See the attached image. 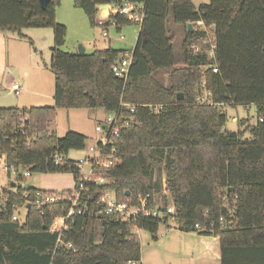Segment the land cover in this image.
<instances>
[{"label":"trees","instance_id":"16d2710c","mask_svg":"<svg viewBox=\"0 0 264 264\" xmlns=\"http://www.w3.org/2000/svg\"><path fill=\"white\" fill-rule=\"evenodd\" d=\"M60 1L49 0L41 10L38 0H0V31L21 36L27 27L52 29L49 65L55 83L53 106L0 108L6 167L17 170L16 182L24 171L68 172L75 188L81 171L68 152L83 150L87 136L69 130L58 137L51 130L56 111L103 109L133 124L119 132L115 164L97 171L106 182L87 184L89 208L68 221L58 243L69 203L39 206L35 190L44 189L19 183L0 191V264H141L136 230L156 240L159 227L169 222L182 232L217 237L221 264H264V0H207L197 7L191 0H72L93 27L98 5L142 3L144 17L125 80L112 67L127 50L62 51L67 28L55 19ZM169 17L183 29L178 59ZM110 21L118 31L135 24L120 14ZM249 104L256 123L237 120L243 131L225 130L221 107ZM246 131L250 136L244 138ZM55 154L65 161L54 165ZM72 188L49 191L67 194ZM107 190L132 206L148 194L151 208L158 205L163 216L120 221L95 203ZM15 206L26 212L24 219L12 220Z\"/></svg>","mask_w":264,"mask_h":264},{"label":"rangeland","instance_id":"374dc122","mask_svg":"<svg viewBox=\"0 0 264 264\" xmlns=\"http://www.w3.org/2000/svg\"><path fill=\"white\" fill-rule=\"evenodd\" d=\"M206 1L191 0L195 7ZM55 11L56 22L67 28L62 51L78 52L81 46L85 48L86 53H91L99 48H107L108 46L114 49L131 50L135 45V35L138 33V27L135 25L123 26L121 31H118L113 26H108V37L110 40L108 41L102 35V28L91 26L83 10L75 8L72 0H61ZM166 26L169 35H172L175 58L178 59L181 52L183 29L181 26L175 25L171 17H169ZM133 30H136V34L132 33ZM20 32L21 36L17 32L0 31V54L5 56L7 61V68L0 66V108L13 107L28 110L31 107L53 106L52 95L55 83L49 65L53 45V31L49 27H27L26 29H21ZM120 36L123 38L121 39ZM177 66H181V63ZM158 77L163 82H166L164 73H160ZM6 82L8 83L6 84ZM10 82L19 84L24 92L18 96L10 92ZM75 110H57L51 130H55L58 137H63L69 127L79 130L86 128V131H91V135H86L87 139L83 150H70L68 152L70 159L79 161L88 154V148L97 143L96 137L98 135L94 129V125L97 122L96 118L85 117L82 112H75ZM89 110L95 111L94 109ZM96 110H98L96 116L103 119L105 111L103 109ZM221 110L227 114L225 130L228 131H243L245 129V126L241 125L237 120L248 119L250 125H254L257 121L254 106L251 104L244 106L226 105L222 106ZM249 136L250 132L246 131L244 138ZM87 169V165L80 167V171L84 174ZM13 182L15 184L19 183L23 188L35 187L57 191L70 189L74 185L73 175L68 172L49 174L31 172L23 180L16 182L15 175L7 174L4 164H0V191L13 190L14 187H11ZM164 183L163 176L162 185ZM20 216L21 220L24 219L25 211H20ZM163 227V225L159 227L158 236L163 231ZM136 233L141 243L142 264H149L151 261H157L158 264L175 263V260H173L176 259L175 256H173V253L167 252L162 242H156L158 241L157 239L153 240L150 233L143 229L136 230ZM97 239H99V236Z\"/></svg>","mask_w":264,"mask_h":264},{"label":"built area","instance_id":"2783aa9c","mask_svg":"<svg viewBox=\"0 0 264 264\" xmlns=\"http://www.w3.org/2000/svg\"><path fill=\"white\" fill-rule=\"evenodd\" d=\"M107 7L98 5L97 9L99 10L98 15L96 16L97 27L102 28V35L104 38L108 37V28L104 26L107 21H110L111 15L120 14L125 16L130 22L135 23L134 25L138 27V33L141 28V22L144 17V8L142 3H131L129 1H123L121 5H116V7H112L110 4H106ZM200 24V22H197ZM114 22L110 21V26L114 27ZM137 33V35H138ZM122 39L123 37L120 36ZM198 50V47H196ZM132 51H125L124 55L120 57L116 64L112 67V72L118 78L125 80L129 68L131 65ZM212 67V66H210ZM213 72H217L216 67H212ZM10 91L15 95H20L21 87L17 83H13L11 85ZM128 106V105H126ZM130 112H133V107H130ZM133 124L131 119H123L121 116L116 117L112 113H107L104 121L101 124H97L95 126V132L99 135L97 139V143L88 148V154L84 156V158L76 161L77 166L80 167L82 165H87V172L82 173L80 177V182L78 186L72 188L69 193H54L46 190H35V198L36 204L39 206H50L54 203L66 202L69 203V210L64 218L61 220V228L60 234L56 241L58 243L60 241L61 235L68 230V221H72V218L76 215H84L88 210V202L90 196L88 195L89 189L87 184L93 183L94 185H103L106 182V178L104 176L98 175L97 171H104L109 168L111 165L115 164L114 151H115V141L119 137V132L122 129H126ZM5 157L0 155V164H4L5 170L7 174L17 175V170L13 167L8 169L4 162ZM66 157L60 154H55L53 157L54 165H60L65 161ZM23 177H27L29 173L27 171L22 172ZM164 194L168 195V190L163 185ZM60 192V191H59ZM154 202V199H153ZM101 208L103 213L112 214L118 220H129L131 218L149 217L151 219H158V217H162L163 213L160 210V207L157 205L155 208H151L150 205V195H145L144 197H139L137 204L132 206L125 201L118 202L113 193L110 190L105 191L102 195H100L96 201ZM14 215L12 216V220H21L20 211L17 206L14 207ZM174 208L170 205L167 208V213H173ZM26 213V212H25ZM196 228H199L196 225ZM71 243L67 245V247H71Z\"/></svg>","mask_w":264,"mask_h":264},{"label":"crops","instance_id":"0c3cea01","mask_svg":"<svg viewBox=\"0 0 264 264\" xmlns=\"http://www.w3.org/2000/svg\"><path fill=\"white\" fill-rule=\"evenodd\" d=\"M135 32L136 30L132 31L133 34H136ZM135 36L137 38V35ZM107 39L108 41H110L109 38ZM5 58H6L5 56H2L0 54V66L7 68V64H6L7 61L5 60ZM7 83L8 82H6V84ZM13 83L15 82H10L11 85ZM21 92L22 93L24 92L22 88H21ZM75 112H82V114L85 117L88 116L90 118L91 117L96 118L95 120L97 123L95 122L96 124L94 125V129L97 124H101L104 121L105 116H106V112H105L104 118L101 119L100 117L96 116L98 113V110L92 111L86 108L76 109ZM85 129L86 128H83V130H79L77 128L69 127L67 131L69 130L75 131L81 135H91V131H86ZM98 137L96 138L98 139ZM44 190H47V189H44ZM54 191H57V190H54ZM159 237L160 239H158ZM157 240L158 241L156 242L163 243V245L167 249V252H169L170 254L173 253V256H175L176 258V259H173L175 260L174 264H187V263H190V264H221L220 242H219V239L215 236H204V235L198 234L197 232H194V233L182 232L175 227L174 223L169 222L167 225L163 227V231L161 232L160 236L157 237ZM142 263L143 262H141V264ZM149 264H158V262L151 261L149 262Z\"/></svg>","mask_w":264,"mask_h":264},{"label":"water","instance_id":"95a60500","mask_svg":"<svg viewBox=\"0 0 264 264\" xmlns=\"http://www.w3.org/2000/svg\"><path fill=\"white\" fill-rule=\"evenodd\" d=\"M38 1H39V6H40L41 10H44V9L46 8V6H47V3L49 2V0H38ZM100 6L107 7L106 4H101ZM187 25H188V31H191V30H192V25H191V23H188ZM84 51H85V48H84L83 46H81V47L79 48V50H78L77 53H78V54H81V53H83ZM177 98H178V99H182V95L179 93V94L177 95ZM11 187H12V188L15 187V183H14V182L11 184ZM231 189H232V188H228L227 193H229V191H230Z\"/></svg>","mask_w":264,"mask_h":264}]
</instances>
